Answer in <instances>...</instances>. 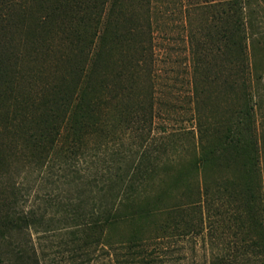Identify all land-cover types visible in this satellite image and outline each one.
I'll list each match as a JSON object with an SVG mask.
<instances>
[{
    "label": "rangeland",
    "instance_id": "rangeland-1",
    "mask_svg": "<svg viewBox=\"0 0 264 264\" xmlns=\"http://www.w3.org/2000/svg\"><path fill=\"white\" fill-rule=\"evenodd\" d=\"M223 1L110 0L101 16L91 0H32L13 9L15 20L0 29V107L9 108L15 94L24 96L29 132L54 126L72 137V127L83 130L97 122L86 137L95 152L30 182V199L53 220L51 254L61 252L66 205L81 198L88 206L101 201L102 176L122 173L143 147L173 160L151 184L150 205L170 207L191 194L208 195L217 205L219 196L230 198L229 188L243 204L247 192L260 196L248 204L252 221L259 220L264 0L252 5L260 38L252 44L248 39L244 53L230 41L213 51ZM208 41L213 49L203 51ZM124 81L128 88L119 90ZM62 144L58 141L56 155ZM94 175L97 182L90 181Z\"/></svg>",
    "mask_w": 264,
    "mask_h": 264
},
{
    "label": "trees",
    "instance_id": "trees-1",
    "mask_svg": "<svg viewBox=\"0 0 264 264\" xmlns=\"http://www.w3.org/2000/svg\"><path fill=\"white\" fill-rule=\"evenodd\" d=\"M30 1L0 0V29L15 20L14 8ZM91 1L99 16L110 3ZM259 1L219 3L216 19L221 23L214 24L219 42L213 49L208 41L202 50H218L223 42L230 41L244 53L248 39L251 44L258 41L259 26L252 5ZM204 5L214 7L213 2ZM231 20L234 24H229ZM117 87L120 90L128 85L124 81ZM24 100L15 94L9 108L0 107V264H264V207L258 206L259 220L252 221L248 211L249 202L260 197L256 192L246 193L245 204L239 200L238 191L232 194L227 188L230 198L219 196L217 205L214 198L207 195L201 199L197 194L170 207L150 205L148 200L154 193L151 184L160 180L165 162L173 160H163L144 147L130 158L122 173L102 176L101 201L88 206L81 198L66 205L67 222L58 234L61 252L51 254L47 242L55 243L54 234H50L53 220L38 212L35 197L30 199L34 187L30 182L35 183L40 175L49 177L57 165L70 169L77 158L89 150L95 152L96 147L87 143V135L96 131L97 122L83 130L71 126L72 137L54 126L29 132L24 127L29 119ZM60 140L63 144L56 155ZM202 160L201 155L197 162ZM97 179L94 175L90 181ZM231 198L239 202L238 206ZM215 206L217 216L212 211Z\"/></svg>",
    "mask_w": 264,
    "mask_h": 264
}]
</instances>
